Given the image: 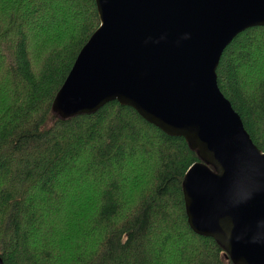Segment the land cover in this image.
<instances>
[{"label":"trees","instance_id":"obj_1","mask_svg":"<svg viewBox=\"0 0 264 264\" xmlns=\"http://www.w3.org/2000/svg\"><path fill=\"white\" fill-rule=\"evenodd\" d=\"M99 25L96 0H0L4 264H235L189 225L183 180L206 162L188 141L117 100L53 110ZM216 79L264 153V26L230 41Z\"/></svg>","mask_w":264,"mask_h":264},{"label":"water","instance_id":"obj_2","mask_svg":"<svg viewBox=\"0 0 264 264\" xmlns=\"http://www.w3.org/2000/svg\"><path fill=\"white\" fill-rule=\"evenodd\" d=\"M96 5L100 25L79 51L53 110L70 117L117 100L183 137L206 162L192 164L183 180L191 229L219 241L235 264H264V153L216 79L230 41L264 26V0Z\"/></svg>","mask_w":264,"mask_h":264}]
</instances>
